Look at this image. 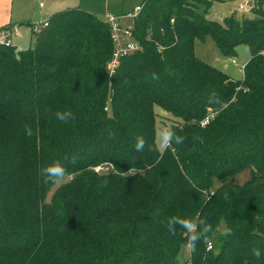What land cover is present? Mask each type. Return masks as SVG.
<instances>
[{
    "label": "trees",
    "instance_id": "obj_1",
    "mask_svg": "<svg viewBox=\"0 0 264 264\" xmlns=\"http://www.w3.org/2000/svg\"><path fill=\"white\" fill-rule=\"evenodd\" d=\"M213 1L143 0L140 49L111 76L109 28L78 8L48 18L26 50L0 45V264H264V0L222 22L207 17ZM207 37L224 57L248 48L242 79L196 57ZM155 107L183 144L159 150ZM67 109L74 120L55 118ZM54 161L70 175L47 202ZM174 215L210 224L212 249L181 260L184 230L161 223Z\"/></svg>",
    "mask_w": 264,
    "mask_h": 264
},
{
    "label": "rangeland",
    "instance_id": "obj_2",
    "mask_svg": "<svg viewBox=\"0 0 264 264\" xmlns=\"http://www.w3.org/2000/svg\"><path fill=\"white\" fill-rule=\"evenodd\" d=\"M142 1L143 0H4V2H0V12L6 14L5 17L1 18L4 23L18 25L17 30L20 36L9 37L14 51L18 53L33 46V31L30 29L29 24H43V21L48 20V18L56 12L78 8L93 14L99 20H103L106 13L114 15L131 13ZM237 8L238 0H214L207 17L211 20L222 22L224 18L229 16L234 18H239L242 15L249 18L254 16L252 12L240 13ZM194 52L196 57L201 61L216 67L232 80L242 79V66L250 58L248 48L244 45L236 49L235 55L230 57L222 56L210 37H207L202 42L196 41ZM232 60L235 61L234 64L231 63ZM155 111L159 116L157 132L163 127H169L171 125L170 120L160 115L161 110L158 107H155ZM158 144L159 141L156 138L157 147ZM248 178L249 173L243 172L231 179V182L242 184ZM64 182H66V179L59 185H53L49 189L46 196L47 202L50 201L54 191ZM214 186L216 187V184ZM186 259H188V252L187 249H184L182 251L181 260Z\"/></svg>",
    "mask_w": 264,
    "mask_h": 264
},
{
    "label": "clouds",
    "instance_id": "obj_3",
    "mask_svg": "<svg viewBox=\"0 0 264 264\" xmlns=\"http://www.w3.org/2000/svg\"><path fill=\"white\" fill-rule=\"evenodd\" d=\"M157 77L153 74V79ZM209 104H218L222 103L220 97L215 91H212L208 96ZM55 118L62 123H68L71 120L75 119V114L70 110L57 111L55 113ZM25 135L28 137L32 136V129L30 126H24ZM156 138L159 141L158 148L160 150H166L171 147L173 144L180 145L185 141V137L178 135L170 127H163L158 132H156ZM199 139V137H196ZM146 140L143 136L136 137L135 150L141 152L145 149ZM149 150H154L152 145H149ZM67 159V158H66ZM71 163L75 164L76 160L73 158ZM131 171V170H130ZM42 176L45 179V183H51L53 185H59L63 180H65L70 173L68 169L60 161H54L47 167L42 170ZM224 199H228V194H224ZM162 224L166 227L167 231L173 235L176 233L177 227L184 230V234L187 236L185 247L188 250L189 254L197 251V245L200 242L208 243V234L212 231V226L204 220H200L197 223L193 219L184 218L181 216H169L166 218V221H162ZM226 236L234 235L232 229H226ZM209 249L211 244L208 243ZM252 253L255 257L259 258L261 256V250L259 248H254Z\"/></svg>",
    "mask_w": 264,
    "mask_h": 264
},
{
    "label": "built area",
    "instance_id": "obj_4",
    "mask_svg": "<svg viewBox=\"0 0 264 264\" xmlns=\"http://www.w3.org/2000/svg\"><path fill=\"white\" fill-rule=\"evenodd\" d=\"M255 4L256 0H238L237 10L240 13L251 12L254 9ZM142 8L143 5L140 3V5H137L131 13L122 15L106 13L103 17L102 21L109 28V37L113 45V50L107 63V73L109 74V76L115 73L122 59L136 53L140 49V46L134 35V23ZM41 25H46V22ZM41 25H32L31 30L33 31V33L38 32L42 27ZM17 35L18 31L16 27H6L0 29V45L9 47L11 45L9 37ZM231 63L234 64L235 61L232 60ZM243 67L244 65L242 66V69ZM207 123L208 119L206 118L201 122V126H205ZM111 169V165L105 164L104 166L95 167L94 172L99 174L107 173ZM211 249L212 245L209 249L207 244V250Z\"/></svg>",
    "mask_w": 264,
    "mask_h": 264
},
{
    "label": "crops",
    "instance_id": "obj_5",
    "mask_svg": "<svg viewBox=\"0 0 264 264\" xmlns=\"http://www.w3.org/2000/svg\"><path fill=\"white\" fill-rule=\"evenodd\" d=\"M0 2H4V0H0ZM6 14L4 12H0V29L2 28H6V27H16L18 29V25L17 24H10V23H4V21L1 19L2 17H5ZM47 21V20H46ZM46 21H43L42 23H45ZM4 23V24H3ZM35 23H30L29 24V27L31 29L32 25H34ZM40 24V23H39ZM41 25V24H40ZM20 26V25H19ZM18 31V30H17ZM20 36V33L18 32V35L17 36H14V37H19ZM12 45V44H11Z\"/></svg>",
    "mask_w": 264,
    "mask_h": 264
}]
</instances>
